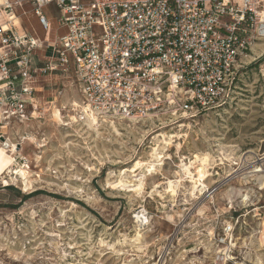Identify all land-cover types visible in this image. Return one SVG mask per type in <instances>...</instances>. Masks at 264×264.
Wrapping results in <instances>:
<instances>
[{"label":"rangeland","instance_id":"1","mask_svg":"<svg viewBox=\"0 0 264 264\" xmlns=\"http://www.w3.org/2000/svg\"><path fill=\"white\" fill-rule=\"evenodd\" d=\"M43 12L48 34L34 15H16L51 38L57 9ZM253 51L227 104L193 119L92 124L77 117L82 98L72 80L40 79L39 111L0 127L8 143L0 146V264H264V172L244 174L241 161L264 152V44ZM159 133L169 144L154 169L120 174L150 159ZM203 154L208 166L194 160ZM198 168L205 187L192 195L189 175ZM137 213L147 221L139 235ZM229 218L239 219L234 248L219 262L213 234Z\"/></svg>","mask_w":264,"mask_h":264},{"label":"built area","instance_id":"2","mask_svg":"<svg viewBox=\"0 0 264 264\" xmlns=\"http://www.w3.org/2000/svg\"><path fill=\"white\" fill-rule=\"evenodd\" d=\"M25 4L47 34L43 8L55 6L53 37L37 43L17 28ZM258 44L264 0H0V127L33 118L40 79L48 86L56 78L72 80L82 98L77 117L96 124L207 115L227 104ZM260 156L241 157L244 174L264 171ZM238 221L213 234L219 262L231 256Z\"/></svg>","mask_w":264,"mask_h":264},{"label":"bare ground","instance_id":"3","mask_svg":"<svg viewBox=\"0 0 264 264\" xmlns=\"http://www.w3.org/2000/svg\"><path fill=\"white\" fill-rule=\"evenodd\" d=\"M23 7V5L22 6H20V8H22ZM31 8V7H30ZM31 10V9H30ZM32 12H33V10H31ZM30 11V12H31ZM26 12H28V11H26ZM29 13V12H28ZM26 14V13H25ZM39 23V22H38ZM39 25H40V23H39ZM41 26V25H40ZM41 29V31H43L44 29H42V28H40ZM31 30V33L33 34L32 36H33V38H34V40L37 42V43H39V42H41V37L39 36V35H37L36 33H35V31L33 30V29H30ZM44 32V31H43ZM45 35V34H44ZM44 40V39H43ZM89 121H90V119H89ZM88 121V122H89ZM92 121V120H91ZM90 123V122H89ZM87 124V125H89V126H91L90 124ZM92 124H94V122L92 123ZM93 127V126H92ZM164 133V132H163ZM163 133H159V134H157V135H155V138L157 139V138H160V137H163V141H158V143H156L153 147H152V149H151V153H150V155H149V160L148 161H146V160H143L141 157L140 158H137V159H134L132 162V164H131V167H123V170L120 172V174H122L123 176H124V174H126V172H132V173H135V175H138V173H136V171L138 170V169H141L144 165H146L147 166V168H151L152 170L154 169V165L156 164V161H159L160 159H161V157H163V156H161V150L162 149H164V147L165 146H161V144H169V141H167V140H165L166 138H167V136H164V134ZM170 135V134H169ZM169 137H173V135H171V136H169ZM169 139V138H168ZM158 140V139H157ZM154 142V141H153ZM1 153H2V151H0ZM193 157L195 158L194 160L195 161H197L198 162V164L199 165H203V164H205V166L207 165L206 163H208L206 160H208L207 159V154H203V155H193ZM209 157V156H208ZM235 158V157H234ZM240 158V157H239ZM211 160V159H210ZM190 162H191V160H189ZM194 162V161H193ZM25 163V162H24ZM213 163V162H212ZM185 166V165H184ZM196 166V165H195ZM208 166V165H207ZM186 167V166H185ZM202 167V166H201ZM146 168V169H147ZM184 168V167H183ZM150 169V170H151ZM19 171H15V173L16 172H20V174L22 175V176H25V171L24 170H21V169H18ZM148 171V170H147ZM187 171V170H186ZM264 172V171H263ZM189 174V173H188ZM205 174H206V172H205V170H204V168H198V169H196V172L194 173V174H191V175H189V182H191L192 184H191V194L192 195H194V193L195 192H197V191H199V192H201L203 189H204V183H203V178L205 177ZM122 176V177H123ZM261 177H262V179H261V185H263L264 186V173L263 174H261L260 175ZM28 181V180H27ZM30 182V181H29ZM31 184V183H30ZM141 185V184H140ZM189 192V191H188ZM134 218H136L137 219V222L139 223L138 224V227H136V231H137V234L136 235H139V229L141 228V226H142V224H145L147 221H145L146 220V217H145V215L142 213L141 215H139V213H137L136 215H135V217ZM145 221V222H144ZM260 242H261V245H264V234L263 233H261V239H260Z\"/></svg>","mask_w":264,"mask_h":264},{"label":"crops","instance_id":"4","mask_svg":"<svg viewBox=\"0 0 264 264\" xmlns=\"http://www.w3.org/2000/svg\"><path fill=\"white\" fill-rule=\"evenodd\" d=\"M25 5H29V6H31L30 4H25ZM24 5V6H25ZM31 10H32V7H31ZM31 10H26V9H24L23 7L22 8H18L17 9V12L16 13H18V11L21 13V14H24L25 15V13H26V15L27 14H32V15H34V17L33 18H30V19H34V20H36V22H37V24L39 25V23H38V20H37V17L35 16V13L34 12H32ZM26 11H28V12H26ZM31 11V12H30ZM19 13V14H20ZM32 15L30 16V17H32ZM26 17V16H25ZM15 22L17 23V28L20 30V31H27V32H30L31 33V30L30 29H33V26H30V28L29 27H26V25L24 24V21H23V18L22 17H18L17 16V18H16V20H15ZM39 27H40V25H39ZM41 28V27H40ZM32 34V33H31ZM33 35V34H32ZM45 36V35H44ZM35 38V37H34ZM46 37H43V38H41V40H43V39H45ZM48 80V79H47ZM44 84H41V83H38V88L39 89H41L42 88V86H43Z\"/></svg>","mask_w":264,"mask_h":264}]
</instances>
